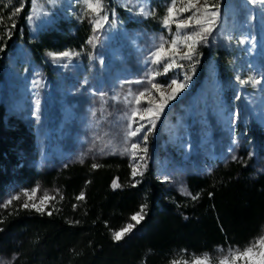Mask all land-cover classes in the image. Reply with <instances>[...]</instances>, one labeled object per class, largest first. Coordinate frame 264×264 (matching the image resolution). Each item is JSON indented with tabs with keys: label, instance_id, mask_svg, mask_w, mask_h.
Listing matches in <instances>:
<instances>
[{
	"label": "rangeland",
	"instance_id": "1",
	"mask_svg": "<svg viewBox=\"0 0 264 264\" xmlns=\"http://www.w3.org/2000/svg\"><path fill=\"white\" fill-rule=\"evenodd\" d=\"M219 3L216 39L210 45L230 54V76L221 75L214 54L204 63L200 78L197 64L195 73H189L187 88L169 101L147 142V167L152 165L158 179L182 194L181 186L189 191L187 175L208 172L216 157L233 155L243 148L244 137H252L258 130L264 133V85H241L235 79L237 75L246 78L264 74V5L251 0ZM0 4L6 7L10 1L0 0ZM105 4L113 25L98 33L95 47L86 44L82 49L65 50L79 53L70 60L53 61L47 53L54 51H45L36 62L21 34L4 53L0 51L4 121L13 125L19 119L34 135L33 148L22 154L25 163L50 168L81 159L96 162L112 154L113 149L120 154L125 147V113L129 107L123 97L129 90L135 93L149 86L125 82L147 80V72L154 67L148 63L150 52L158 37L168 36V32L162 26L163 16L158 18L157 29L132 22L152 18L138 11L140 7L151 9V0H105ZM126 4L131 11L125 8ZM82 8L78 0H35V4L30 0L26 18L31 15L33 20H25L27 30L37 36L47 28L53 29L60 20L84 21L91 36L92 25L89 18H82ZM113 10L115 17L111 15ZM13 12L12 8L10 17ZM241 38H247L249 43H237ZM183 63L187 67V62ZM183 71L176 69L159 76L157 81L182 79ZM115 96L121 98L119 103L113 99ZM142 136L140 133L132 142ZM250 143L256 146L255 137ZM105 144V154H101L100 148ZM260 147L264 152V145ZM128 157L132 170L138 158L133 161ZM164 176L169 179L163 180ZM19 193L21 190L8 188L0 202L4 204ZM42 196L39 190L33 199L38 203ZM217 260L213 259V264Z\"/></svg>",
	"mask_w": 264,
	"mask_h": 264
},
{
	"label": "trees",
	"instance_id": "2",
	"mask_svg": "<svg viewBox=\"0 0 264 264\" xmlns=\"http://www.w3.org/2000/svg\"><path fill=\"white\" fill-rule=\"evenodd\" d=\"M9 1V6L0 4L3 53L20 34L36 62L45 51L86 46L90 33L84 21L60 20L53 29L30 35L25 23L30 0ZM169 2L151 0L155 16L146 22H132L157 29L158 18L165 14ZM21 5L22 11L10 18V10ZM13 20L16 26L9 39L5 31ZM200 51L199 78L213 54L221 75L230 76L226 49L210 45ZM3 114L0 105V198L8 188L30 190L37 185L42 194L56 195L59 190V195L47 204L45 214L20 208L21 200L7 208L0 202V259L10 261L13 253H18L13 264H170L208 253L217 260L230 246L243 249L264 234V152L260 149L264 133L259 130L252 134L256 146H251V135L244 137L243 148L233 154L237 160L233 155L218 156L208 172L187 175L189 191L199 194L193 201L158 179L152 165L142 178L136 177L140 183L133 187L135 180L125 154H107L96 162L85 159L83 163L71 161L50 168L25 163L22 154L34 146L32 129L19 119L13 125L6 124ZM93 163L101 166L93 169ZM114 179L121 188L111 187ZM81 191L85 200L77 201ZM145 203L147 215L142 223L124 240L113 242L111 230L131 222L130 217ZM47 211L53 214L49 216Z\"/></svg>",
	"mask_w": 264,
	"mask_h": 264
},
{
	"label": "snow or ice",
	"instance_id": "3",
	"mask_svg": "<svg viewBox=\"0 0 264 264\" xmlns=\"http://www.w3.org/2000/svg\"><path fill=\"white\" fill-rule=\"evenodd\" d=\"M51 2L55 3L56 0H51ZM78 2L83 6L82 18H89V22L92 25V35L88 38L86 44L95 47L99 43L98 33L103 32L105 26L111 27L114 21H110L109 19V8L106 6L105 0H78ZM251 2L253 4L259 3L264 5V0H251ZM33 4H35V0H33ZM22 7L23 5L17 7L11 14L12 17L21 12ZM125 8L129 11L132 10L127 4ZM138 11L145 16H155V11L152 9L140 7ZM111 15L113 17L116 16L114 10L111 11ZM219 17V0H170L161 20L162 26L168 32V36L161 34L154 44L153 50L150 52L148 63L154 67L147 72V80L125 82L136 84L147 83L149 85L135 93L129 90L128 94L123 97V102L128 105L129 111L125 113V119L127 121L124 132L125 147L120 154L130 155L133 161H137L138 158V162L132 165L131 176L135 180V183L132 185L133 187L140 183V180L136 179V177L142 178L147 167V142L150 135L155 130L157 122L160 120L169 101L176 99L177 95L183 89L187 88L188 82L191 80L189 73H195L196 65L200 62L199 58L203 55L200 48L202 46L207 47L215 41V32ZM26 19L32 21L33 16L30 15ZM15 26V21L13 20L11 27L5 31V35L9 39L12 35L11 29H14ZM3 38V36H0V40ZM228 39L231 40V37ZM237 43L246 44L249 43V40L247 38H241ZM2 50L3 48L0 47V51ZM47 55L53 61H60L70 60L72 57L79 55V53L63 51L48 52ZM185 61L187 62V67L183 63ZM176 69L184 70L182 79L173 77L167 83L157 81L159 76H167L169 72ZM235 79L241 85L251 84L253 87L264 85V74L260 76L248 75L246 78H241L237 75ZM100 95L103 97L104 94L100 93ZM113 99L119 103L121 98L115 96ZM38 107L39 101H37ZM93 114L95 113L93 112ZM137 117L139 118V123H137ZM134 125L136 126L134 127ZM140 133H143L142 139L132 142L133 138L137 137ZM96 139L102 140L101 137H97ZM107 146L105 144L104 147L100 148L101 154H105V147ZM115 152L116 149H113L112 154H115ZM232 159L237 160L238 157L233 155ZM80 162L83 163V159ZM100 166L96 163L91 165L93 169L99 168ZM168 179L169 177L167 176L163 177L165 181ZM111 187L115 190L121 188L122 185L118 180L114 179ZM38 191L39 185L30 190L23 189L21 193L9 197L2 207L7 208L14 201H20L23 197V202L19 205L20 208L24 210H35L37 213L45 214L47 204L56 199V195H59V190H57L56 195H50L48 192H44L43 196L39 197V202L37 203L33 198L36 197ZM181 191L193 201L198 199L199 194L193 195L185 186H181ZM211 195L213 194L209 193V196ZM61 199H63L62 196ZM76 199L77 201H84V192L81 191ZM73 207L75 208L76 205H73ZM147 208L148 205L146 203L142 204L139 211L130 217L131 222L118 230H111L112 241L118 243L130 235L136 226L141 224L145 219ZM46 214L51 216L53 213L52 211H47ZM2 223L3 220H0V224ZM69 223L78 224L79 221H70ZM0 231H3V228H0ZM18 255V253H13L10 261L0 259V264H13ZM170 264H213V257L208 253H203L200 256H195L191 262L187 260H172ZM216 264H264V234L255 237L243 249L230 246L227 253L222 255L216 261Z\"/></svg>",
	"mask_w": 264,
	"mask_h": 264
}]
</instances>
